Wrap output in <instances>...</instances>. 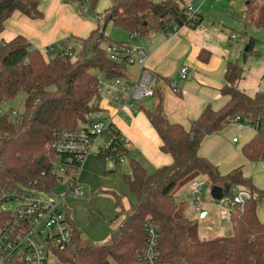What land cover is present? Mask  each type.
<instances>
[{"label":"trees","instance_id":"trees-1","mask_svg":"<svg viewBox=\"0 0 264 264\" xmlns=\"http://www.w3.org/2000/svg\"><path fill=\"white\" fill-rule=\"evenodd\" d=\"M84 0H77L79 7ZM99 0H89V13L94 15ZM41 0H0V37L5 22L15 12L32 20L43 18ZM185 0H111L103 32L94 30L88 38L76 40L83 45L76 55L58 50L43 53L23 36L9 42L0 40V104L26 94L24 112H0V187L28 185L52 188L54 179L49 175L51 156L46 148L63 131L82 128L100 112V84L97 76L105 81L128 77L129 66L116 63L103 52L101 45L113 42L105 29L111 24L128 34L137 32L140 37L149 33L170 30L173 25L196 27L203 22H189ZM81 10V9H80ZM250 15V14H248ZM247 15V16H248ZM252 16V17H251ZM249 18L264 30V4L258 14ZM258 40L250 38L244 58L255 55ZM129 44V43H119ZM49 56L51 58L49 59ZM200 58L207 61L202 53ZM243 68L228 63L221 89L228 102L219 110L207 106L200 117L191 122L187 130L179 123H172L164 113V97L155 81V105L145 109L152 127L161 140V151L172 157L173 162L153 174L134 159L130 173L124 176L125 184L133 195L126 204L116 192H106L115 201L116 215L108 222L109 239L94 242L77 229L67 217L72 229V244L65 251H58L60 259L70 264H145L141 252L146 243L145 226L151 221L159 233L161 260L171 264H264V223L257 216L259 205L264 202V192L243 206H235L231 214L232 235L193 241L188 233L191 222L177 217L176 194L180 184H188L196 176H203L212 189L219 186L225 196H232L237 187L256 194L249 178L238 168L222 175L216 165L199 155L203 140L223 131L230 120L240 116V122L255 131V137L243 147V154L250 162L264 160V92L250 97L238 88ZM155 80V79H154ZM141 105V103H139ZM142 110V107H140ZM110 135H121L111 123ZM127 153V149H122ZM8 216L0 212V227Z\"/></svg>","mask_w":264,"mask_h":264},{"label":"crops","instance_id":"crops-1","mask_svg":"<svg viewBox=\"0 0 264 264\" xmlns=\"http://www.w3.org/2000/svg\"><path fill=\"white\" fill-rule=\"evenodd\" d=\"M261 3L264 4V0ZM229 4L234 5V1L230 0ZM40 10L43 18L38 20L29 19L15 12L5 22V30L0 40L9 42L17 36H23L33 47L44 53L50 46L67 42L70 43V47H75L76 43H80L76 40L88 38L97 29L95 24L81 16L82 14L87 17L81 12L77 0H41ZM104 14H107V11ZM201 15L203 22L194 28L184 26L173 35H167L166 30L133 40L128 34L127 42L133 49H142L146 53V66L155 81L158 79L157 84L164 97V113L168 120L183 125L187 130L190 129L191 122L198 119L207 106L219 110L228 102V97L222 96L221 89L226 84L225 74L229 62L243 68V77L238 83V88L242 92L250 97H254L258 92H264V34L261 32L264 30L255 26L253 21L250 22L246 14L239 16L242 21L240 28L244 30V34L236 31L234 24L212 21L213 19ZM233 35L236 36L235 39L232 38ZM250 38L258 40L255 45L256 54L245 59L246 50H242L239 41L248 45ZM202 53L208 58L207 61L200 58ZM184 68L187 69V73L182 77L180 72ZM128 72L130 77L134 78L138 73V67H129ZM170 83L177 85L180 91L178 94L171 89ZM102 105L107 109L102 119L110 121L129 142L126 162L122 163L123 166L118 164L119 166L111 167L115 170L109 172L114 174L106 178L103 172L106 173V165L110 163L100 155L91 154L85 160L78 183L82 181L91 190L99 186L106 190L121 192L122 186L118 181L120 182V175L123 174L122 168L125 166L130 170L132 159L138 161L149 175L163 166L172 164V157L161 151V140L144 113L145 109L154 107V98L143 100L139 105V110L140 107L142 110L135 115H130L125 110L108 108L105 102ZM236 128L240 131L236 132ZM254 137L255 131L251 127L230 124L223 131L207 136L201 144L199 155L216 165L222 175L241 168L243 175L251 180L256 189L254 196L257 198L258 192H264V160L250 162L242 152L243 147ZM234 139H237V142H234ZM126 187L128 188L127 185ZM74 199L79 198L67 199L66 212L69 211L68 217L76 226L67 203ZM113 211L112 217L109 215L99 222V237L97 234L87 233L91 240L94 242L108 240L110 235L108 222L117 213L115 205ZM99 212L103 214L100 208ZM220 213L221 216L224 214L222 211ZM211 216L210 213L207 220ZM257 216L264 223V204L259 205Z\"/></svg>","mask_w":264,"mask_h":264},{"label":"built area","instance_id":"built-area-1","mask_svg":"<svg viewBox=\"0 0 264 264\" xmlns=\"http://www.w3.org/2000/svg\"><path fill=\"white\" fill-rule=\"evenodd\" d=\"M189 22L197 20L200 14L191 2L185 4ZM81 12L89 13V0L80 3ZM107 14L96 15L95 21L99 32H103ZM173 25L167 35L176 34L179 29ZM151 32L149 35H153ZM140 37L137 32L130 34V39ZM236 38L235 35L232 36ZM58 50L66 55L72 54L71 48L58 45ZM103 52L110 60L138 67L134 78H117L103 82L102 76H97L100 92L105 86V101L108 108L117 111L125 110L130 115L137 114L139 103L155 94V80L153 74L146 66L147 56L142 49H133L129 44L105 42L101 45ZM54 51L48 47L44 53ZM187 69L181 70L180 75L185 77ZM175 93L179 89L175 83L169 84ZM100 112L91 120L93 124L74 130L63 131L47 146L48 156H51L49 175L54 179L52 188H37L28 185H14L0 187V212L6 214L8 219L0 227V264H70L62 261L58 251H65L72 244V229L66 212V200L69 197L81 198L85 192L78 183L79 175L83 169L86 158L91 154L104 157L114 168L126 162L127 153L122 149L128 147L129 142L121 135L108 134L110 121H104L102 116L107 110L100 99ZM14 115L15 112H14ZM90 120V121H91ZM230 124L240 125V116L229 121ZM249 126L248 124H245ZM250 127V126H249ZM237 142V139H234ZM203 184L197 180L189 182V191L181 196L183 203L195 207L198 211V220L206 221L210 212L204 208L202 197ZM255 196L248 189L237 187L232 196H225L219 201L227 202L222 212L220 225L231 223V214L235 206H243ZM215 201V200H214ZM218 202V201H216ZM219 207V205H216ZM146 243L140 258L145 264H171L161 260L159 250V233L155 225L148 221L145 226Z\"/></svg>","mask_w":264,"mask_h":264},{"label":"rangeland","instance_id":"rangeland-1","mask_svg":"<svg viewBox=\"0 0 264 264\" xmlns=\"http://www.w3.org/2000/svg\"><path fill=\"white\" fill-rule=\"evenodd\" d=\"M190 1L196 8L200 7L199 12L203 14L204 17L213 19L212 21H216V22L222 21L223 23L226 22V24L227 23L234 24L235 25L233 26L234 29L244 34V30H241L240 28L242 21L241 19H239L240 18L239 16H242L243 14H246V17H249L251 15L256 16L260 11V7L262 6L261 2L263 0H233L234 5L229 4L230 0H190ZM110 3L111 0H99L95 8L94 15L90 14V15H86L87 17H85L81 14V16L85 20H89L93 24L98 26L97 22L95 21L96 15L104 14L109 9ZM261 32L264 34V31ZM105 34L106 36L110 37V39L115 43H127L129 40V35L126 31L121 29H114L111 24L107 25L105 29ZM256 37L259 36L256 35ZM239 43L240 45H242V50L245 51L248 45L243 44L241 40L239 41ZM82 48L83 45L81 43L75 44L74 49L76 51V55H79L83 51ZM50 58L51 56H49V59ZM103 82L105 83L104 79ZM100 95L102 97V103L104 104V102L107 100V96L105 95L104 85L100 92ZM25 100H26V94L24 92H21L18 94V96L15 99L0 104L1 114H7L13 111L15 112L16 115L23 113L25 109ZM240 125H245V124L241 123ZM239 131L240 129L236 128V132ZM237 135L238 134L236 133V136ZM121 165L123 166V164ZM106 170H107L106 173L103 172V176H105L106 178H110L114 174V172L112 173L109 171L110 170L114 171L115 169H112L110 164H107ZM122 170H123V174L120 175L121 180L120 182L118 181V184L120 183V185L122 186L120 187L121 192H118L113 189L106 190V188H102V187L99 188L98 186V188L94 189L96 191L92 193V191L94 190L89 189L82 183V181H80L79 186L84 190L86 196L71 201L69 200L67 202L69 205L68 209H70V212L73 215V220L74 223L76 224L77 229L82 231V233L89 239H91V237L87 234L88 232L92 234H97V236L99 237V222L101 220L103 221L109 215H111V217L112 215H114L113 210H114L115 201L113 197L106 192L108 191L116 192L122 195L124 197V202L126 204L133 201L134 199L133 195L130 193V191L128 190L122 179L123 175H129L130 170L126 169L125 166L124 169L122 168ZM193 179L203 184L202 197L204 200V208L209 210L212 216L207 221H203V222L199 221L198 211L196 210V208L192 206H188L187 204L183 203L181 199V196L189 191L188 185L187 184L179 185V191L177 192L175 197L176 202L178 204L177 217H185L191 222V224L188 226V233L191 239L193 241L198 242L204 239L222 238V237L231 236L232 223L225 224L223 227H221L220 225V220L222 218L220 211L225 210L224 207L225 206L227 207L228 205L227 202L225 201L216 202L213 200L211 196V188L207 183L205 177L196 176ZM263 204L264 202H262L260 205ZM216 205H219V207ZM99 208L103 213L102 215L99 212ZM79 226L81 228H79ZM112 264H116V263L112 262Z\"/></svg>","mask_w":264,"mask_h":264},{"label":"water","instance_id":"water-1","mask_svg":"<svg viewBox=\"0 0 264 264\" xmlns=\"http://www.w3.org/2000/svg\"><path fill=\"white\" fill-rule=\"evenodd\" d=\"M245 50H247V47ZM92 124H93V120H91L89 122V126H91ZM211 196H212L213 200H215V201L221 200L224 197L223 189L219 186L213 187L211 189Z\"/></svg>","mask_w":264,"mask_h":264}]
</instances>
